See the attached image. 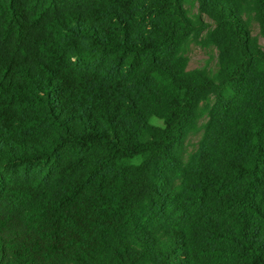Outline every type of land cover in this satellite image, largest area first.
Returning <instances> with one entry per match:
<instances>
[{
  "label": "trees",
  "instance_id": "1",
  "mask_svg": "<svg viewBox=\"0 0 264 264\" xmlns=\"http://www.w3.org/2000/svg\"><path fill=\"white\" fill-rule=\"evenodd\" d=\"M196 2L213 76L184 0H0V264H264V0Z\"/></svg>",
  "mask_w": 264,
  "mask_h": 264
},
{
  "label": "rangeland",
  "instance_id": "2",
  "mask_svg": "<svg viewBox=\"0 0 264 264\" xmlns=\"http://www.w3.org/2000/svg\"><path fill=\"white\" fill-rule=\"evenodd\" d=\"M184 6L190 17L200 18L204 24L209 26L199 36L191 39L185 55L186 67L188 70H197L206 75L213 76L218 70V52L213 46L203 43L208 33L213 30V26H210L212 21L200 11L196 0H184ZM251 33L259 44L263 43L256 24H252ZM201 120H204V118L202 117ZM150 121L155 126H163V123L155 118H152ZM200 139L201 133L191 136L187 140L186 155L196 150Z\"/></svg>",
  "mask_w": 264,
  "mask_h": 264
}]
</instances>
